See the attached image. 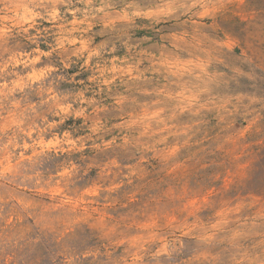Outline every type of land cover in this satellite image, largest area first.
Segmentation results:
<instances>
[{"label": "rangeland", "instance_id": "obj_1", "mask_svg": "<svg viewBox=\"0 0 264 264\" xmlns=\"http://www.w3.org/2000/svg\"><path fill=\"white\" fill-rule=\"evenodd\" d=\"M35 2L0 0V264H264V0Z\"/></svg>", "mask_w": 264, "mask_h": 264}, {"label": "clouds", "instance_id": "obj_2", "mask_svg": "<svg viewBox=\"0 0 264 264\" xmlns=\"http://www.w3.org/2000/svg\"><path fill=\"white\" fill-rule=\"evenodd\" d=\"M48 2L49 0H36L35 7L43 9L44 15L46 18L50 16L54 17V12H50L49 8L47 7ZM166 6L170 12L169 16L166 18H169V19L174 18V17L183 18L186 13L189 16H195L200 11H193V9H196L198 6L199 8H207L204 6L201 0H168V3ZM210 11L211 9H209V11L205 13V15H208ZM129 14L132 16H135V13H132L131 11ZM140 14L142 16L151 17L150 13L141 12ZM37 15H40V13H37ZM161 18H165V17H161ZM148 22L151 23V18H149Z\"/></svg>", "mask_w": 264, "mask_h": 264}]
</instances>
